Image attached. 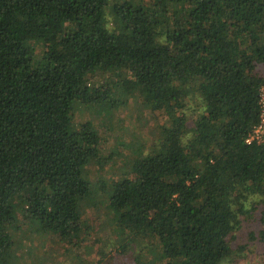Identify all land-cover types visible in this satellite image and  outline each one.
<instances>
[{"label": "trees", "instance_id": "obj_1", "mask_svg": "<svg viewBox=\"0 0 264 264\" xmlns=\"http://www.w3.org/2000/svg\"><path fill=\"white\" fill-rule=\"evenodd\" d=\"M263 82L264 0H0V264H222L264 245V145L245 143ZM133 100L152 137L132 144L102 116Z\"/></svg>", "mask_w": 264, "mask_h": 264}, {"label": "rangeland", "instance_id": "obj_2", "mask_svg": "<svg viewBox=\"0 0 264 264\" xmlns=\"http://www.w3.org/2000/svg\"><path fill=\"white\" fill-rule=\"evenodd\" d=\"M111 1V0H110ZM194 106H190L192 109ZM108 108V107H107ZM143 107L141 106V103L137 100H133V102H129L127 104H120L111 106L102 116V119L105 123L108 125H111L112 121H116L118 123V127L120 130V135L122 138L121 142L129 141L132 144L142 140V135L144 132L147 134H150V137H152V129L149 128L148 122L144 117H139V113ZM80 110H76L74 121L77 122V120L83 119V117L80 115ZM93 115V118H96L98 114L96 111L90 112L89 114H86L87 117H90ZM106 141L104 143V146L102 149V156L106 157L107 154L117 148L116 146V135L112 133H107ZM149 137V136H148ZM117 170H115L116 172ZM106 170L104 168H96L94 176L101 175L104 182L110 181V176L107 175L105 177ZM109 176V177H108ZM249 206V203L246 204ZM102 208L99 207L95 212L97 214H102ZM90 216H94L93 213H88ZM88 217V220L85 221L86 224L90 223V218ZM249 221L244 222L242 227L246 228L248 226ZM251 225V224H250ZM108 229L103 228L101 231L96 232L95 235L90 236V238H113L108 237ZM242 238H244L241 234V232L236 233V239L234 241V244L237 242L242 241ZM44 244L43 246H45ZM103 245V244H102ZM104 246V245H103ZM111 246V245H110ZM47 246L43 247L42 250H48V255L42 256L39 253H36L37 259L44 260V257L47 258V260L53 261L54 256L57 255L59 252H61L59 246H54L51 248H46ZM109 250V247L108 249ZM109 258V259H108ZM111 261L113 264H131L132 258L131 255L128 254L127 256H120L117 253H111L108 255L106 262ZM52 264H55V262H52ZM222 264H264V245H251L247 251L243 253V256L236 257L234 259L233 257H228L223 260Z\"/></svg>", "mask_w": 264, "mask_h": 264}, {"label": "built area", "instance_id": "obj_3", "mask_svg": "<svg viewBox=\"0 0 264 264\" xmlns=\"http://www.w3.org/2000/svg\"><path fill=\"white\" fill-rule=\"evenodd\" d=\"M258 91V121L252 127L250 133L245 138L246 144L264 145V82L260 85Z\"/></svg>", "mask_w": 264, "mask_h": 264}]
</instances>
